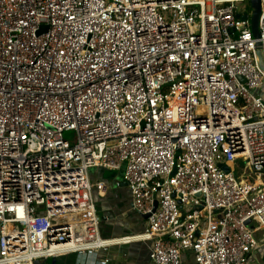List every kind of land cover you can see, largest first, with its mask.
Instances as JSON below:
<instances>
[{
    "label": "built area",
    "instance_id": "built-area-1",
    "mask_svg": "<svg viewBox=\"0 0 264 264\" xmlns=\"http://www.w3.org/2000/svg\"><path fill=\"white\" fill-rule=\"evenodd\" d=\"M250 15L249 0H0V264L142 241L151 264H250L264 229V0L258 39ZM122 167L132 209L150 216L102 240L93 193L108 187L90 171Z\"/></svg>",
    "mask_w": 264,
    "mask_h": 264
},
{
    "label": "crops",
    "instance_id": "crops-1",
    "mask_svg": "<svg viewBox=\"0 0 264 264\" xmlns=\"http://www.w3.org/2000/svg\"><path fill=\"white\" fill-rule=\"evenodd\" d=\"M262 91V90H261ZM264 97V96H263ZM90 171V178L94 182H103L107 185L106 194L94 191L97 212L101 218L99 236L102 240L119 239L124 236L140 234L145 226V219L132 209L129 190L120 179L105 180L100 171ZM115 182H121L119 188ZM260 233L258 246L251 255V263L264 264V229ZM103 234V236H102ZM150 241L132 242L130 244L112 245L107 250L86 252L82 254H68L56 259V264H101L108 258L107 264H151L149 259ZM257 252V253H256Z\"/></svg>",
    "mask_w": 264,
    "mask_h": 264
},
{
    "label": "water",
    "instance_id": "water-1",
    "mask_svg": "<svg viewBox=\"0 0 264 264\" xmlns=\"http://www.w3.org/2000/svg\"><path fill=\"white\" fill-rule=\"evenodd\" d=\"M249 4H250V10H251V15H250L251 31H252L253 37L255 39H258L259 38L258 21H259V16H260V11H261V0H249ZM241 18L243 20L247 19V14L242 15ZM257 46H258V49L256 51V56L258 59V64H259L260 69L264 72V60H263L261 49H260L261 43H257ZM223 168L226 172L229 171L227 167L224 166ZM122 184L124 186L127 185L125 182H123ZM156 205L157 203L155 202L153 211L155 210ZM149 216H150L149 214L142 215L144 219H147ZM249 223L250 221L248 220L246 224H249ZM51 259L52 260L49 262V264H56V259L55 258H51ZM46 263L47 261L44 259L36 261V264H46Z\"/></svg>",
    "mask_w": 264,
    "mask_h": 264
},
{
    "label": "rangeland",
    "instance_id": "rangeland-1",
    "mask_svg": "<svg viewBox=\"0 0 264 264\" xmlns=\"http://www.w3.org/2000/svg\"><path fill=\"white\" fill-rule=\"evenodd\" d=\"M247 7H249V5H247ZM260 94L264 96V88L262 89V91H260ZM64 138L70 142H74L75 141V135H74V132L72 131H66L64 132ZM92 172H96L97 170L96 169H92L91 170ZM233 171L234 173L236 174H243V172L245 174H248L250 173L246 168H244V162L242 161H238L234 167H233ZM102 173V175L104 176L105 180H115L117 179H120V177L123 175L124 173V167H122L120 170L118 171H111V170H103V171H100ZM248 177V176H246ZM103 236V234H102ZM259 236H260V233L256 234L255 237L259 240ZM254 251H257V250H254ZM253 251V252H254ZM257 253V252H256ZM52 259H49L47 261V264H49V262L51 261ZM186 264H192V260H188ZM250 264H254V263H250Z\"/></svg>",
    "mask_w": 264,
    "mask_h": 264
}]
</instances>
